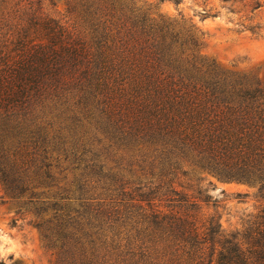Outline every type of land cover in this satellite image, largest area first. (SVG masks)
Masks as SVG:
<instances>
[{"label": "trees", "instance_id": "trees-1", "mask_svg": "<svg viewBox=\"0 0 264 264\" xmlns=\"http://www.w3.org/2000/svg\"><path fill=\"white\" fill-rule=\"evenodd\" d=\"M47 1L1 0L0 204L54 264H264V209L225 232L200 207L207 178L264 201L261 79L146 0Z\"/></svg>", "mask_w": 264, "mask_h": 264}, {"label": "rangeland", "instance_id": "rangeland-1", "mask_svg": "<svg viewBox=\"0 0 264 264\" xmlns=\"http://www.w3.org/2000/svg\"><path fill=\"white\" fill-rule=\"evenodd\" d=\"M146 2L166 18L196 26L204 34L202 55L219 71L233 75L251 73L264 83V0ZM2 9L0 0V14ZM45 10L58 19L68 18L64 0L45 2ZM210 181L212 186L208 185ZM204 186L201 213L218 216L225 232L240 230L247 220L264 209V201L258 199L255 188L224 184L212 178H207ZM30 220L34 219L17 217L11 206L0 204V263L54 264V258L43 246Z\"/></svg>", "mask_w": 264, "mask_h": 264}]
</instances>
